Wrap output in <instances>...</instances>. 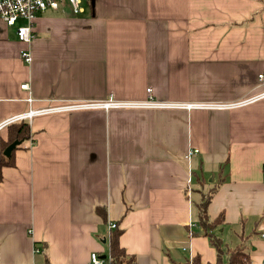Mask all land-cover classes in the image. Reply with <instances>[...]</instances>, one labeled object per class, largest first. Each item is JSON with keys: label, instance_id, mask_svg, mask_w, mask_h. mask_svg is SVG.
Masks as SVG:
<instances>
[{"label": "crops", "instance_id": "obj_1", "mask_svg": "<svg viewBox=\"0 0 264 264\" xmlns=\"http://www.w3.org/2000/svg\"><path fill=\"white\" fill-rule=\"evenodd\" d=\"M24 24L0 19V125L51 105L144 102L148 89L172 104L264 93V0H92L80 14L64 3L36 17L29 45L16 36ZM23 122L31 136L1 170L0 264L106 262L116 229L135 264H216L197 224L208 196L209 218L224 220L213 234L264 264V98Z\"/></svg>", "mask_w": 264, "mask_h": 264}, {"label": "built area", "instance_id": "obj_2", "mask_svg": "<svg viewBox=\"0 0 264 264\" xmlns=\"http://www.w3.org/2000/svg\"><path fill=\"white\" fill-rule=\"evenodd\" d=\"M67 3L72 10L73 14H80L83 12L81 6L82 0H0V19L3 21L5 26H15L18 20H24L25 24L16 28V36L20 42L29 45L33 39V23L36 17L47 10H56L62 4ZM20 57L26 61H30V54L28 51L22 50ZM257 80L260 84L264 83V74H259ZM21 89L28 91L27 84L21 85ZM147 93L149 98L144 102H120L107 100L102 102H72L69 104L51 105L50 107L42 108L39 110H29L28 112L14 116L9 120L1 123L0 128L16 122H23L31 119L33 116L72 112L78 110H90V109H103L108 110L111 108H148L155 110L163 109H232L243 106L250 102L264 98V93L243 99L234 103H206V104H175L167 102L154 101L152 99L151 90L148 89ZM31 101V99H29ZM194 152H188L184 159L187 160ZM116 228L115 224H109V230ZM264 238V233L261 234ZM90 264H109L108 261L104 262L97 254L92 253L90 255Z\"/></svg>", "mask_w": 264, "mask_h": 264}, {"label": "trees", "instance_id": "obj_3", "mask_svg": "<svg viewBox=\"0 0 264 264\" xmlns=\"http://www.w3.org/2000/svg\"><path fill=\"white\" fill-rule=\"evenodd\" d=\"M31 131L28 123L17 122L7 127V140L0 141V182L2 180L1 170L3 167L14 166V151H12L9 158L3 156L5 148L14 141L23 143L29 140ZM17 149V148H16ZM211 199V196L202 198L200 203L196 206L197 209V224L202 234L209 239V243L216 251V264H222V257L227 256L226 264H251L249 253L242 248H234L232 250L225 247L221 240L216 237L214 230L224 223L222 215L211 220L207 214V205ZM100 210L97 209V213ZM121 231L116 229L110 232L108 238V263L109 264H135V257L129 255L121 248L119 244V237ZM190 264H200L197 258L191 260Z\"/></svg>", "mask_w": 264, "mask_h": 264}, {"label": "water", "instance_id": "obj_4", "mask_svg": "<svg viewBox=\"0 0 264 264\" xmlns=\"http://www.w3.org/2000/svg\"><path fill=\"white\" fill-rule=\"evenodd\" d=\"M18 145H20V142H18V141H14V142H12L11 144H9V145L5 148V150L3 151V156H4L5 158H9L10 155H11V153H12V151H14L15 148H16Z\"/></svg>", "mask_w": 264, "mask_h": 264}, {"label": "rangeland", "instance_id": "obj_5", "mask_svg": "<svg viewBox=\"0 0 264 264\" xmlns=\"http://www.w3.org/2000/svg\"><path fill=\"white\" fill-rule=\"evenodd\" d=\"M92 2V0H82L81 6L88 9L89 4ZM223 264H225V259H223Z\"/></svg>", "mask_w": 264, "mask_h": 264}]
</instances>
